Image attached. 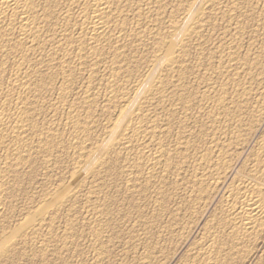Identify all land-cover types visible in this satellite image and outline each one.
<instances>
[{
  "label": "bare ground",
  "instance_id": "obj_1",
  "mask_svg": "<svg viewBox=\"0 0 264 264\" xmlns=\"http://www.w3.org/2000/svg\"><path fill=\"white\" fill-rule=\"evenodd\" d=\"M189 1L0 0V264H57L59 260L65 264L72 255L80 257L82 251L76 250L79 237H83L81 243L86 244V253L92 257L90 262L106 264L110 254L107 245L116 238L111 224L121 213L125 216L122 210L126 204L151 197L153 190L154 204L158 206L154 209L156 216L143 219L138 225L139 217L134 222L147 232L140 239L136 237L144 244V250L139 247L143 251L136 263L159 262L161 245L168 239L163 238L160 229L172 230L175 222L185 219L182 215L185 211L167 210L169 204L165 205L166 199L163 201L166 195L162 189L168 185V174L181 163L178 161L190 154L189 151L179 157L180 145H187L182 141L192 137L188 126L199 123L203 117L217 124L218 116L233 119L243 109L252 120L256 112L253 109L259 110L260 106L250 110L251 100L264 93V81L260 87L253 81L263 78L258 73L264 65V43L253 55L252 50L251 55L241 54V40L251 26H247L248 21L258 14V22L260 18L264 24V0ZM253 84L259 87L257 92ZM240 114L238 118L243 121V112ZM233 124L228 126L233 128ZM236 127L235 132L241 133ZM228 131L225 134L231 130ZM234 138L231 139L235 142ZM261 146L258 151L264 153V140ZM220 147L226 152L225 145ZM189 148L190 145L187 151ZM223 154H217V158L214 155V161L209 160L213 154L207 160V154H199L201 159L196 154L199 160L194 158L199 167L219 172L228 163ZM256 158L252 160V168L262 162ZM245 167L248 165L242 169ZM188 168L191 170V166ZM251 169L248 179L238 185L234 181L233 187L226 188L225 181L216 182L212 173L216 178L213 185L218 192L223 191L225 199L222 203L225 217L222 214L217 217L230 220L240 229L236 236L229 234L234 236L228 241L232 250L244 247L250 240L256 243L264 232V168ZM204 177H199L200 180L197 177L198 182L194 178L200 192L213 189L209 185L212 189H208L210 181ZM195 185L193 188L198 186ZM209 227L210 232L201 242L198 240V252L190 253L192 261H196L193 264H231L239 249L233 253L230 248L233 254H227L226 262L225 257L221 261L224 254L218 255L224 251L220 248L222 244L213 236L216 230L210 227L213 232ZM79 228H85L86 233L80 234ZM223 238L219 237L221 241Z\"/></svg>",
  "mask_w": 264,
  "mask_h": 264
},
{
  "label": "rangeland",
  "instance_id": "obj_2",
  "mask_svg": "<svg viewBox=\"0 0 264 264\" xmlns=\"http://www.w3.org/2000/svg\"><path fill=\"white\" fill-rule=\"evenodd\" d=\"M189 1V0H188ZM191 2H192V0H190ZM189 1V2H190ZM256 15V14H255ZM257 16H258V14H257ZM257 16H255V19L254 20H249L248 22H250L249 24H247V26H249V25H251V26H249V28L247 27V31H248V33H246L247 35H245L244 36V40L242 41L241 40V42H243V43H241V45H242V47H241V49H243V50H241V54H248L251 50V54L253 55V54H255V52L257 53V51H259V48H261L263 45L261 44V43H264V37H259L260 35L262 36H264V24H263V21L259 18V22H258V18H257ZM252 21V22H251ZM253 21H254V23H253ZM258 22V23H256V22ZM262 21V22H261ZM261 23V24H260ZM255 24H257V25H255ZM260 26H259V25ZM252 26H253V28H252ZM250 27H251V29H250ZM260 27V28H259ZM263 27V28H262ZM255 28H256V30H255ZM258 28H259V30H258ZM252 32H250V31ZM263 31V32H262ZM257 32V33H256ZM252 35H251V34ZM260 34V35H259ZM215 35V34H214ZM249 35H251V36H249ZM255 37H254V36ZM246 37H248V39L246 38ZM251 37V38H250ZM253 37V38H252ZM259 38V39H258ZM249 39H251V40H249ZM257 39V40H256ZM215 36H214V39H213V43L215 42ZM253 41V42H252ZM261 41V42H260ZM263 41V42H262ZM249 42V43H248ZM250 43H251V45H250ZM248 44V45H247ZM248 46V47H247ZM259 46V47H258ZM244 47H245V49H244ZM246 49H247V53H246ZM249 50V51H248ZM256 50V51H255ZM250 54V53H249ZM250 54V55H251ZM263 67H264V65H262ZM262 67V72L260 71L259 73H258V75L259 74H262V75H260V77L261 76H263V78H255L253 81H254V84H258V86H259V84H260V82L261 81H264V71H263V68ZM255 75H256V73H254ZM254 75V76H255ZM256 77V76H255ZM258 77V76H257ZM254 78V77H253ZM262 79V80H261ZM258 80H260V81H258ZM256 82H258V83H256ZM262 83V82H261ZM253 84V87L255 86L256 88V92H257V90H258V88L260 87H258V86H256V85H254ZM98 93H100L99 91H98ZM102 93V92H101ZM258 97H256V99H253V100H251V104H250V110H252L253 108H255L254 106H256L259 110H257V109H253V110H256V112H254L253 113V117L255 118L256 117V115H257V118H259L262 122L260 123V121H259V119H257V118H255V120H254V118L252 117V120L248 117V115H246L245 113L247 112L246 110H244L243 108V111L242 110H238V108L237 107H235V106H233V107H235V110L237 109L239 112H237V114L234 116V120L230 117H227V116H223L225 119H227V120H225L222 116H218V117H220V118H222V119H220V118H217V116H216V118H217V120L218 121H220V122H218L217 124L216 123H210V121L209 120H207V118L206 117H203L202 119H199L198 121H200L199 123H191L192 125H191V127H189L188 126V128H190V130L192 131V137H190L191 138V140H194V141H192V143H191V140H189L190 138H188V139H184V141H182V143H184L185 145H186V147L184 146H182V145H180V148H179V153L181 154H179V157H180V159L182 158L181 156L183 155V154H185L186 152H189L190 151V154H188V153H186L185 155H183V157L184 158H182V159H184L183 161H185L187 164H189L188 165V167H190L191 166V170H189V168L187 167V165L185 166V164H183V161L181 160V161H178V162H181V163H179V164H181V165H179V164H177V168L176 169H174V172L173 173H175L176 172V170L178 171L177 173H179V175L178 174H176L175 173V175L173 174V173H171L170 172V174H168V175H170V176H172V180H170L171 179V177L170 176H168L170 179H168V185L167 186H165L163 189H162V193L164 194V195H166L164 198H163V201L165 200L166 202H167V204L165 203V205H168L167 206V210L168 211H172V210H175V212L177 211V212H180V213H182L183 211H185V213L183 212L182 213V215L185 217V219H184V217H183V219H184V221L183 220H181L180 222H175V227L171 230V229H166V228H162V229H160L162 232H161V234L163 235V238H168V239H166V241L161 245V253H158V254H160L159 255V259L160 260H157V261H159L160 263H162V264H193V262H195L196 263V261H192V259H191V254L190 253H192L193 255L195 254V253H197L198 251H197V249H198V244H200L199 242H198V240L201 242L202 240H203V238L205 237V234L207 235L210 231H208V227L210 226L211 228H213L214 230H216L219 234H221L222 232V235L224 234V236H222V235H220V236H218V234H216L215 232H214V230L213 229H211L210 227V229L209 230H213V236H215L216 235V237H217V240H218V243L220 244H222V246H220V248H221V250H224L223 252H225V253H221V251H220V255H218V256H220V257H222V255L224 254V256L221 258V261H223L222 259L224 258V262H226L227 260H225L226 259V257H228V255L229 254H231L233 251H237L238 249L240 250H238L237 251V253L235 252V255H234V257H233V259H232V261L233 262H231L230 261V263L231 264H262V258L264 259V232H262V233H260L259 235V237H258V239H257V242L255 243V242H252L251 240L250 241H247V243H246V245L244 246V247H239V248H236L235 250H232V248H231V246H228V245H230L231 243V239H232V237H234V236H230V235H235L236 236V232H237V234H238V230L240 231V229L238 228V226L237 227H235V225H233V224H231V222H230V220H228L229 221V224L227 223L228 221H225V219H224V222H222L223 221V219L220 217V220H219V214H222L224 217H225V215H224V209H225V207L223 208V206H224V204H222V203H224L223 201L225 200L224 199V196H223V191L221 192H218V189H217V187H216V185H213L214 183L216 184V182H220V184L223 182V181H225V184H224V187L226 188V187H230V186H232L233 187V185L235 184V182L237 183L236 185H238V182H239V184L242 182V181H245L246 179H248L249 178V174H247L250 170L249 169H251L252 167V163H253V161L255 160V159H257L256 157H258V159H260V161L262 160V162L259 164L260 165V167H259V165H258V167L256 166V167H253L252 169H251V171L252 170H254V169H262V168H264L262 165L264 164V161H263V159H264V153L262 152H259L260 151V149L258 148V147H262L261 145L263 144V140H264V137H263V135H264V110H263V108H264V101H262L263 99H264V93H263V96H261V97H259L258 99H257ZM261 98H263V99H261ZM255 100V101H254ZM259 100V105H258V101ZM261 100V101H260ZM253 103V104H252ZM255 104V105H254ZM261 104V105H260ZM252 105V106H251ZM263 105V106H262ZM253 107V108H252ZM252 108V109H251ZM248 109V111H250ZM262 109V110H261ZM244 111H246L245 113H244ZM262 111V112H261ZM241 112H243V114H242V120L244 121V119H246L247 117V119L248 120H246V122H243V121H240V113ZM260 114V115H258V114ZM263 113V114H262ZM261 114L263 115L262 116V119H261ZM246 116V117H245ZM227 117V118H226ZM233 117V116H232ZM239 117V118H238ZM239 119V120H237V119ZM231 119V120H230ZM236 119V120H235ZM257 119V120H256ZM205 120H207V121H205ZM222 120H224L223 121V123L221 124V122H222ZM228 120H230L229 122H227ZM250 120V121H249ZM201 121H204V122H202L201 123ZM209 121V122H208ZM235 121V122H234ZM236 121H240V122H236ZM254 121H258V122H254ZM227 122V123H226ZM253 122H254V124H256V125H254L253 124ZM205 123H207V126H206V124ZM210 123V124H209ZM233 124L232 125V127L233 128H230L231 127V125L230 126H228L229 124ZM194 124V125H193ZM197 124V125H196ZM198 124H199V126H198ZM218 124H220L219 126L220 127H217L218 126ZM223 124H225L226 125V127L225 126H222ZM247 125V126H245V125ZM196 125V126H195ZM201 125H204L203 127L201 126ZM211 125H213L212 127H211ZM237 127H236V126ZM241 125V126H240ZM244 125V126H243ZM250 127H249V126ZM216 126V127H215ZM198 127H199V129H198ZM209 127V130L207 129ZM235 127H236V131L238 130V128L241 130L240 132L242 133V134H244V135H242L241 133H239V132H235ZM241 127V128H240ZM243 127H247V128H243ZM252 127H254V129H251ZM202 128V129H201ZM213 130H212V129ZM219 128V130L222 132L221 133V135H220V133H219V130L217 131V129ZM224 128H226L225 129V131H224ZM229 128V129H228ZM196 129H198V130H196ZM214 129H216V131L214 130ZM234 129V130H233ZM202 132H204V130H205V132L203 133V135H202V133H200L201 131ZM233 131V134H232V132L230 131V133H231V135H229L230 133H227V134H225V132H227V131ZM228 131V132H229ZM239 131V130H238ZM249 131V132H248ZM215 135L216 136V139H214L215 137L212 135ZM198 134H199V136H198ZM213 136V138H212V136ZM223 134V135H222ZM238 134H240V135H238ZM228 135V136H227ZM232 135H236L235 137H236V139L234 138V136H232ZM195 136V137H194ZM200 136H201V138H200ZM245 136V137H244ZM204 137V138H203ZM205 137H208L207 139L205 138ZM239 138V140L237 141V139ZM242 137V138H241ZM260 137H263V138H260ZM193 138V139H192ZM194 138H196V140L194 139ZM226 139V141H225V139ZM231 138H234L235 139V142H234V140H232ZM212 139V140H211ZM215 141H214V140ZM224 139V140H223ZM231 139V143L229 142V143H227L229 140ZM240 139H241V141H240ZM263 139V140H262ZM206 140V141H205ZM210 142H209V141ZM219 140V141H218ZM221 140V141H220ZM228 140V141H227ZM196 141V142H195ZM211 141H213L215 144V146L216 145H218L219 143H220V145H218V146H216V147H214L213 146V142H211ZM216 141H218V144L216 143ZM236 141L238 142V143H236ZM195 142V143H194ZM199 144H198V143ZM207 142V143H206ZM209 142V143H208ZM226 142V143H225ZM261 142H262V144H261ZM223 143V144H222ZM236 143V144H235ZM243 145H241V144ZM190 145V147L191 148H189V150L187 151V149H188V146ZM195 144V145H194ZM196 144L198 145V147L196 146ZM209 144V145H208ZM212 144V148L210 147V145ZM227 144H229L228 145V147L226 146ZM237 144H239V145H237ZM202 145V146H201ZM224 146L225 145V151L226 152H224V151H221L222 149H224V147H220V146ZM230 145H232V146H230ZM237 145V146H236ZM206 146V148H204V147ZM229 146H230V148H229ZM255 146V147H254ZM213 147H214V149H213ZM264 147V146H263ZM184 148V149H183ZM185 148H186V151H185ZM196 150V153H195V150ZM197 148H199V149H197ZM220 148H221V150H220ZM227 148H229V150L232 152H230L229 150H227ZM182 149V150H181ZM192 149H193V151H192ZM201 149V150H200ZM202 149H204V150H202ZM210 151H208V150ZM217 149V150H216ZM199 152H198V151ZM207 150V151H206ZM219 150H220V152H219ZM259 150V151H258ZM181 151H182V153H181ZM202 151H204V152H202ZM217 151V152H216ZM194 152L195 154H193L192 155V153ZM198 152V153H197ZM200 152H202V153H200ZM206 152V153H205ZM222 152V154H223V157L224 158H226V159H224L225 160V162L226 161H228V163L226 162L225 163V167H226V169L225 170H220L219 172H218V170H216L215 171V169L213 168V170H212V168H209V169H207V168H201V167H199V163L197 164L198 165V167L197 168H199V170H197L196 169V161H198L199 159L198 158H200V156L201 155H206L207 154V156H208V158H207V156H203L206 160L207 159H209V158H211V155L213 154V156L215 155H217V154H220ZM236 152H238V153H236ZM208 153H211V155L210 154H208ZM214 153H216V154H214ZM227 155H226V154ZM260 153V154H259ZM198 155L197 157L195 156V155ZM199 154H201V155H199ZM229 154H230V158H229ZM235 154H236V156H235ZM239 154V155H238ZM257 154H259L258 156H256ZM225 155V156H224ZM262 155V156H261ZM193 156V157H192ZM215 156L214 157H212L211 159H209L210 161L212 160V161H214L213 159H216L217 157H218V155L216 156V158H215ZM228 156V157H227ZM253 156V157H252ZM194 157H196L198 160H196ZM261 157H263V158H261ZM188 160H187V159ZM194 158V159H193ZM201 158H202V156H201ZM200 158V159H201ZM229 158V159H228ZM233 158V159H232ZM254 158V159H253ZM191 159H193L192 161H191ZM228 159V160H227ZM187 160V161H186ZM195 160V161H194ZM229 160H230V162H232V163H229ZM253 160V161H252ZM237 162V163H236ZM191 163V164H190ZM194 163V164H193ZM249 163V164H248ZM227 164H229V166H230V164H231V169L229 168V166H227ZM262 164V165H261ZM244 165L245 166H247L248 165V167H245V169H242L243 167H244ZM193 166H195V170H194V172H192L193 171ZM184 168V169H181V168ZM186 167H187V169H186ZM228 167V168H227ZM200 168H201V170H200ZM239 168H240V170H239ZM178 169H180V172H179V170ZM207 169V170H206ZM248 171H247V170ZM260 169V170H261ZM197 170V171H196ZM206 170V171H205ZM209 170V171H208ZM230 170V171H229ZM234 170V171H233ZM239 170V171H238ZM187 171V172H186ZM199 171V172H198ZM201 171V172H200ZM202 171H204V172H202ZM213 171V172H212ZM221 171H222V173H221ZM225 171H227V174L225 173ZM247 171V172H246ZM182 172H183V174H182ZM196 172V173H195ZM206 172H207V174H206ZM216 172H218L217 174H216ZM200 173H202V175L203 176H200ZM206 175H204V174ZM210 173H211V175H212V173H213V175L215 174V177L217 178H215L213 175V177L212 176H210ZM222 175V176H224L225 178H223L222 176H221V178H220V174ZM182 174V175H181ZM194 174L196 175L195 177H196V180H195V182L197 181L198 182V179H199V177H200V179H203V177H204V179L206 178L207 179V181H210V182H208L207 183V186L209 185V186H211L213 189H214V191H213V189L211 188V187H209L208 189H212V190H207V191H203V192H200L199 191V184L198 183H195L194 182ZM199 174V175H198ZM219 174V178L217 177V175ZM233 174V175H232ZM176 175H177V178H175V180H174V177H176ZM186 175H187V177H186ZM209 175V176H208ZM248 175V176H247ZM184 176V177H183ZM231 176V177H230ZM242 177V179H240L241 177ZM244 176V177H243ZM189 177H192L193 178V180H192V182H190L191 181V179L189 178ZM197 177H198V179H197ZM246 177V178H245ZM179 178V179H178ZM185 178V180H183ZM187 178V179H186ZM188 178H189V180H188ZM210 178L213 180L212 182V185L211 184H209V183H211V180H210ZM223 178V179H222ZM245 178V179H244ZM199 179V180H200ZM214 179H216L215 181H214ZM219 179V180H218ZM179 180V181H178ZM181 180H182V182H181ZM188 180V181H187ZM221 180V181H220ZM223 180V181H222ZM169 181H170V183H169ZM177 181V182H176ZM185 183H184V182ZM233 181V182H232ZM235 181V182H234ZM171 182H174V184H175V186H174V184L173 183H171ZM180 184H179V183ZM187 182H190L191 184L192 183H194V184H197V185H195V186H197V187H194L193 188V186H194V184H193V186L189 183H187ZM87 183H89V180L87 181ZM186 183H187V187H186ZM227 183V184H226ZM170 184V185H169ZM173 184V185H172ZM183 184L185 185V187L183 186ZM172 185V186H171ZM191 185V186H190ZM235 185V186H236ZM180 186V187H179ZM206 186V187H207ZM175 187V188H174ZM184 187V188H183ZM188 188V189H187ZM190 188V189H189ZM170 189V190H169ZM177 189V190H176ZM187 189V190H186ZM192 189V190H191ZM194 189L196 190L195 192H197V193H195L194 192ZM166 192H165V191ZM183 190V191H182ZM184 190L185 191H187V192H185V194H184ZM154 191L155 190H153V191H151L150 193L152 194V195H150L151 197H149L148 196V198H140L141 200H139V199H137L138 201H135V203H134V201L131 203V204H126L125 205V207H124V209H123V207L121 208V210H122V212L125 210V216H123L122 214L123 213H121V215L120 216H118L117 218H118V220H117V218H115V224H113L112 222V229H113V232H114V230H115V232H114V234H112V235H115V233H116V238L115 237H113L112 235V237L114 238V240L112 239V241H111V244H110V246L109 245H107V247H110L109 249H108V253H110L109 254V257L107 258V260H106V264H137L136 262H138L137 260L139 259V256H140V252L142 253V251L144 250V244H141V243H139V242H142L141 240L139 241L136 237H138L139 239L141 238V237H144L145 236V234H147V232H145L143 229H141V228H139L138 226H136V224L138 225V222L139 221H141V220H143V219H147V218H152L153 216H156V212H155V208H157L158 206H156L154 203V201H155V199H154V197H153V195L155 194L154 193ZM164 191V192H163ZM178 191V192H177ZM209 191V192H208ZM168 192V193H167ZM175 192V193H174ZM190 192V193H189ZM192 192H194V194L192 193ZM199 192V193H198ZM205 192V193H204ZM207 192V193H206ZM211 192V193H210ZM165 193H167V194H165ZM179 193V194H178ZM184 195H183V194ZM188 193V195L187 196H185L186 194ZM202 193V194H201ZM177 194V195H176ZM193 196V197H191V195ZM203 194H205V195H207V197H208V195H209V197H211L213 194V198H207L206 196H204ZM212 194V195H211ZM190 195V198L188 197ZM200 195V196H199ZM202 195V196H201ZM219 195V196H218ZM221 195H222V197H221ZM168 196H171V198L169 197L168 198ZM179 196L180 197H182V199H184V201H188V202H182L183 200L182 199H180L179 198ZM196 196H197V198H196ZM218 196V197H217ZM152 197H153V199H152ZM174 197H176V198H174ZM195 197V198H194ZM151 198V199H150ZM189 198V199H188ZM192 198V199H191ZM200 198V199H199ZM202 198V199H201ZM148 199V200H147ZM180 199V200H179ZM199 199V200H198ZM208 199V200H207ZM224 199V200H223ZM143 200V201H142ZM146 200V201H145ZM182 200V201H181ZM207 200V201H206ZM219 200H220V202H219ZM141 201V202H140ZM145 201V202H144ZM164 201V202H165ZM197 201H200V204H199V202H197ZM210 201V202H209ZM137 202H138V204H137ZM174 202V203H173ZM196 204H194V203ZM145 203H147V204H145ZM176 203V204H175ZM182 203V204H181ZM189 203H191L192 205H194V206H192L191 207V204H189ZM198 203V204H197ZM220 203V204H219ZM134 204H136L137 206L136 207H133L134 206ZM150 204V205H149ZM178 204V205H177ZM189 206H188V205ZM202 204V205H201ZM140 207H139V206ZM153 205V206H152ZM201 205V206H200ZM182 206V207H181ZM186 207V208H185ZM222 207V208H221ZM130 208V209H129ZM141 208V209H140ZM147 208V209H146ZM198 208V209H197ZM204 208V209H203ZM217 208V209H216ZM219 208V209H218ZM134 209V210H133ZM150 209H151V211H150ZM170 209V210H169ZM176 209H179V211L178 210H176ZM180 209H181V211H180ZM127 210H128V212H127ZM154 210V211H153ZM197 210V211H196ZM199 210V211H198ZM218 210V211H217ZM130 211V212H129ZM146 211V212H145ZM188 211V212H187ZM222 212V213H219V212ZM150 212H151V214H150ZM153 212V213H152ZM127 213H129L128 215L130 216L129 218H128V216H127ZM133 213V214H132ZM192 213V214H191ZM215 213H217V214H215ZM132 214V215H131ZM142 214V215H141ZM185 214V215H184ZM134 215V216H133ZM137 215H139V216H137ZM195 215V216H194ZM217 215H218V217H217ZM126 217V218H123V217ZM209 216V217H208ZM221 216V215H220ZM122 217V218H121ZM136 217V219H134ZM140 218V219H138V221H136L137 220V218ZM216 217L218 218V219H216ZM142 218V219H141ZM190 218V219H189ZM214 218V219H213ZM134 219V220H133ZM197 219V220H196ZM198 219H199V221H198ZM222 219V220H221ZM121 220H123V221H121ZM193 220V221H192ZM215 222H214V221ZM116 221H117V223H116ZM136 221V224L134 223ZM198 221V222H197ZM209 221V222H208ZM216 221H218V223H220V224H218V223H216ZM120 222V223H119ZM187 222V223H186ZM192 222V223H191ZM195 222H197V223H195ZM130 223H131V225H130ZM178 223V224H177ZM180 223V224H179ZM217 224V227H216V224ZM132 224H135V225H132ZM176 224H177V226H176ZM213 224V225H212ZM222 224V225H221ZM118 225V226H117ZM128 225V226H127ZM131 227H134V228H131ZM179 225V226H178ZM209 225V226H208ZM215 225V226H214ZM231 225V226H230ZM233 225V226H232ZM188 226V227H187ZM204 226V227H203ZM213 226V227H212ZM225 226V227H224ZM230 226V227H229ZM117 228V230H116V228ZM118 227H119V229H118ZM126 227V228H125ZM130 227V228H129ZM235 227V228H234ZM190 228V229H189ZM204 228V229H203ZM217 228V229H216ZM223 228V229H222ZM229 228V229H228ZM233 228H234V230H236V231H234L233 232ZM84 229V230H83ZM126 229V230H125ZM135 229V230H134ZM175 229V230H174ZM219 229V230H218ZM221 229V230H220ZM232 229V230H231ZM238 229V230H237ZM79 230H80V234H83L84 235V233H86V229L85 228H79ZM78 230V231H79ZM132 230V231H131ZM167 230V231H166ZM181 230V231H180ZM190 230V231H189ZM203 230H204V232H203ZM224 230V231H223ZM85 231V232H84ZM116 231H118V232H116ZM125 231V232H124ZM134 231V232H133ZM170 231V232H169ZM184 231V232H183ZM208 231V232H207ZM220 231H221V233H220ZM83 232V233H82ZM121 232H123V233H121ZM129 232V233H128ZM142 234H141V233ZM176 232V233H175ZM225 232V233H224ZM229 232V233H228ZM231 232H233L234 234H232ZM137 233V234H136ZM140 235H139V234ZM186 233H187V235H186ZM227 233V234H226ZM182 234H184V235H182ZM230 234V235H229ZM171 237H170V236ZM176 237H175V236ZM227 235V236H226ZM82 236V235H81ZM125 236H126V238H125ZM135 236V237H134ZM141 236V237H140ZM165 236V237H164ZM222 236V237H221ZM225 236L226 237H228L229 236V239L228 238H225ZM132 237H133V239L134 238H136L135 240H133L132 239ZM181 237V238H180ZM219 237H220V239H222L223 237V239L225 240V242L227 243L226 245H225V243L223 244V242H224V240H220L219 239ZM83 237H79V241L77 242V246L79 245L78 243H81L82 242V240H84V239H82ZM202 238V239H201ZM214 238V237H213ZM231 238V239H230ZM260 238V239H259ZM82 239V240H81ZM126 241H125V240ZM130 240V241H129ZM131 240L133 241V242H131ZM164 240V239H163ZM184 240H186V241H184ZM196 240V241H195ZM123 241V242H122ZM135 241V242H134ZM138 241V243H139V246H137V244L138 243H136ZM228 241H230V242H228ZM84 242V241H83ZM119 242V243H118ZM122 242V243H121ZM128 242H130V243H128ZM115 243V244H114ZM143 243V242H142ZM230 243V244H229ZM259 243V244H258ZM124 244V245H123ZM141 244V245H140ZM170 244V245H169ZM174 244V245H173ZM220 244V245H221ZM248 244V245H247ZM250 244V245H249ZM252 244V245H251ZM83 247H82V246ZM143 245V246H142ZM194 245V246H193ZM225 245V246H224ZM77 246H76V250H78V251H82V252H80V255H78V256H80V257H77V255L75 256V255H72L70 258L72 259H68V260H65V261H67V262H64L65 264L66 263H68V264H71V263H73V264H92V262H90L91 261V258L92 257H90L91 255H90V253L88 254V253H86V252H88V249H87V247H86V244L85 243H81L79 246H81V247H79L78 246V248H77ZM114 246V247H113ZM123 246V247H122ZM135 246V247H134ZM142 246V247H141ZM253 246V247H252ZM86 247V248H85ZM142 248V249H140V248ZM174 247H175V249H174ZM191 247H192V249H191ZM224 247H226V248H224ZM228 247V248H227ZM84 248H85V251H83L84 250ZM116 248H118V249H116ZM138 248V249H137ZM187 248V249H186ZM189 248L191 249V250H189ZM224 248V249H223ZM230 248H231V250H232V252L230 251L229 252V250H230ZM244 248V249H243ZM256 248V249H255ZM80 249V250H79ZM111 249V250H110ZM122 249H123V251H122ZM128 249H130V250H128ZM167 249V250H166ZM226 249V250H225ZM248 249V250H247ZM128 250V251H127ZM138 250H139V252H138ZM174 250V251H173ZM124 251H125V253H124ZM130 251H131V253H130ZM164 251V252H163ZM168 251V252H167ZM250 251V252H249ZM84 252H85V254H84ZM138 252V253H137ZM173 252V253H172ZM247 252V253H246ZM84 255H83V254ZM128 253V254H127ZM165 253V254H164ZM188 255H187V254ZM234 253V252H233ZM232 253V254H233ZM239 253V254H238ZM244 253V254H243ZM81 254H82V256H81ZM133 254V255H132ZM136 254V255H135ZM228 254V255H227ZM246 254V255H245ZM250 254V255H249ZM87 255V256H86ZM139 255V256H138ZM242 255V256H241ZM75 258H74V257ZM89 256V257H88ZM121 256V257H120ZM138 256V257H137ZM186 256V257H185ZM230 256V255H229ZM246 256H248V257H246ZM117 257H118V259H117ZM161 257V258H160ZM181 257V258H180ZM189 257H190V259H189ZM244 257V258H243ZM252 257V258H251ZM88 258V259H87ZM113 258V259H112ZM133 258V259H132ZM138 258V259H137ZM240 258V259H239ZM247 258V259H246ZM125 259V260H124ZM181 259V260H180ZM186 259V260H185ZM189 261H188V260ZM85 260V261H84ZM246 260V261H245ZM52 261V260H51ZM51 261H49V262H51ZM70 263H69V262ZM74 261H75V263H74ZM80 263H79V262ZM82 261V262H81ZM87 261H89V262H87ZM116 261V262H115ZM162 261H164V262H162ZM240 261V262H239ZM53 262V261H52ZM58 262V261H57ZM56 262V263H57ZM84 262V263H83ZM132 262V263H131ZM156 263V264H160V263ZM186 262V263H185ZM223 262V263H224ZM258 262V263H257ZM60 263H62V262H60V260H59V262L57 263V264H60ZM194 263V264H195ZM198 264V263H197ZM227 264H229V263H227Z\"/></svg>",
  "mask_w": 264,
  "mask_h": 264
}]
</instances>
